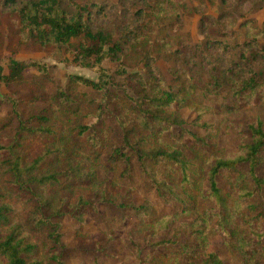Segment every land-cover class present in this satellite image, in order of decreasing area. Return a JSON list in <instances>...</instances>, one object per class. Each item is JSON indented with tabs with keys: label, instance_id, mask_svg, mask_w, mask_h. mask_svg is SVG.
Listing matches in <instances>:
<instances>
[{
	"label": "trees",
	"instance_id": "1",
	"mask_svg": "<svg viewBox=\"0 0 264 264\" xmlns=\"http://www.w3.org/2000/svg\"><path fill=\"white\" fill-rule=\"evenodd\" d=\"M232 1L219 0L216 21L202 19L209 83L185 79L177 50L169 88L155 53L183 28L172 1L0 0V55L64 50L98 74L70 75L63 88L40 61L10 59L6 74L0 66V82L15 96L0 101V113L4 103L11 107L0 117V264H68L66 217L79 225L76 239L90 243L88 214L118 203L139 220V264H224L208 250L212 236L224 240L234 264H264V119L248 121L228 152L171 110L191 106L199 92L264 105V28L253 20L239 24ZM237 27L247 28L246 40L225 43ZM106 60L128 87L113 81ZM129 62L147 75L129 73ZM31 70L38 75L26 77ZM202 118L193 126L209 127ZM136 182L177 211L160 216L149 200L135 203Z\"/></svg>",
	"mask_w": 264,
	"mask_h": 264
},
{
	"label": "rangeland",
	"instance_id": "2",
	"mask_svg": "<svg viewBox=\"0 0 264 264\" xmlns=\"http://www.w3.org/2000/svg\"><path fill=\"white\" fill-rule=\"evenodd\" d=\"M103 1V0H98ZM116 1V0H109ZM179 9L183 17V28L179 34L169 35L170 44L167 47H157L155 66L159 74L166 82V86L173 88L172 71L176 65V51H180L185 57V63H179L183 69L182 74L188 81L189 78L195 80L204 78L205 83H209L210 56L204 43L207 38L202 34L203 18L216 21L222 11L219 0H169ZM243 4V5H240ZM169 7L170 4L166 3ZM229 10L236 11L235 16L239 19V24L246 20H253L254 27L264 28V0H257L254 3H242L239 0L229 2ZM217 25H211L210 31L214 32ZM247 28L237 27L235 34H226L222 40L225 43L239 46L246 40ZM221 40V39H220ZM7 41L5 45H7ZM239 51V50H237ZM10 59L21 61L37 60L50 67L51 75L54 78V85L66 88L70 75H79L92 80L98 79V74L94 71L80 68L73 62V57L64 50L52 49H26L16 54L3 50L0 55V66L4 68V73L8 72V62ZM130 63V62H129ZM128 72L140 71L147 75L142 65L130 63ZM102 67L106 69L114 82L124 84L128 87V80L116 72L117 65L106 60ZM193 68L194 71H190ZM26 77L38 75L34 70L28 71ZM204 83V85H205ZM202 86V90H204ZM84 92V90L82 89ZM192 98V105L178 109L173 106L171 110H177L187 121L189 130L198 131L202 134L209 133L213 137V142L220 150L233 152L240 142L241 131L245 129L246 123L255 116L264 119V105L252 104L248 107L234 102L225 92L210 93L206 97L201 95ZM10 97H15L11 91L0 82V101H6ZM100 98V96H98ZM98 98V99H99ZM101 101V100H100ZM11 107L4 103L0 117L9 114ZM232 109V110H230ZM199 114L203 115L201 124H208L209 127L201 128L193 126ZM88 124L96 123L95 120H87ZM182 128L174 127L173 133L180 134ZM136 190L132 193L135 203L142 204L146 200L153 203L160 216L173 214L177 211L176 205H163L160 199L153 193L147 191L140 182H136ZM116 205H100L97 213H89L84 226V232L90 237V243L78 241L76 232L78 223L67 216L61 229L63 243L68 252V264H139V253L137 245L141 238L133 233L139 225V220L130 212ZM210 252L218 254L224 264H234L235 255L226 246L220 236H212L209 240Z\"/></svg>",
	"mask_w": 264,
	"mask_h": 264
}]
</instances>
